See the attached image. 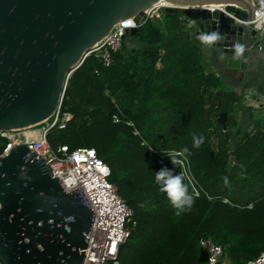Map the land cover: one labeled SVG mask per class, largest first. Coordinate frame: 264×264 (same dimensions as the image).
Instances as JSON below:
<instances>
[{
  "label": "trees",
  "instance_id": "trees-1",
  "mask_svg": "<svg viewBox=\"0 0 264 264\" xmlns=\"http://www.w3.org/2000/svg\"><path fill=\"white\" fill-rule=\"evenodd\" d=\"M184 13L163 8L146 17L107 65L88 53L63 87L59 110L70 118L46 132L50 147L90 146L107 165L132 219L119 264H199L200 238L219 244L229 264L264 250V124L248 106V120L236 124L242 95L204 70ZM222 111L225 128L215 121ZM194 136L204 137L198 148ZM184 148L198 195L177 216L155 176L162 167L179 174L166 153Z\"/></svg>",
  "mask_w": 264,
  "mask_h": 264
},
{
  "label": "water",
  "instance_id": "water-1",
  "mask_svg": "<svg viewBox=\"0 0 264 264\" xmlns=\"http://www.w3.org/2000/svg\"><path fill=\"white\" fill-rule=\"evenodd\" d=\"M155 1L0 0V129L47 119L87 51L120 20L138 21ZM167 1L198 8L194 34H221L212 55L227 67L238 66L233 46L243 44L247 52L255 35L238 20L251 17L260 6L256 0ZM226 117V111L219 112L215 121L225 128ZM50 169L21 142L0 155V264H81L96 214L72 169L58 170V176ZM205 258L199 249L197 260Z\"/></svg>",
  "mask_w": 264,
  "mask_h": 264
},
{
  "label": "built area",
  "instance_id": "built-area-1",
  "mask_svg": "<svg viewBox=\"0 0 264 264\" xmlns=\"http://www.w3.org/2000/svg\"><path fill=\"white\" fill-rule=\"evenodd\" d=\"M164 7H174V4L167 0H156L143 11V15L138 21H134L132 17L120 20V24H114L107 34L87 51V54L92 52L100 58L103 65H107L110 61V51L118 47L126 30L130 27H136L146 17L157 16L159 9ZM217 7L222 9L221 4ZM182 8L198 10L195 7ZM238 21L250 25L255 33L264 30V23H261L264 21V1L253 10L251 17ZM257 23H261L260 28H257ZM186 24L191 26L192 20H187ZM246 97L248 94L245 93L243 95L244 102L251 104L246 100ZM59 103L60 99L53 113L37 124L16 129H0V139L3 142L0 155L5 154L14 143L21 142L26 144L28 149L36 150L44 162L51 167L52 176H58V170L72 169L96 214L91 221L84 247L86 251L81 264H119L118 247L127 237L128 225L130 222L132 223L130 209L109 181V169L97 156L93 147L78 145L69 148L64 143L55 148L49 146L45 137L46 132L53 126L63 127L66 120L71 116L69 112L59 110ZM169 152L181 151L170 150L167 153ZM177 159L181 161L179 174L182 173L185 176L184 182L191 186L194 193H198L186 158L178 156ZM198 244L199 248L204 249L206 253L205 260L199 264H226L225 261L229 264L222 254L219 244L208 238H200ZM244 264H264V250L247 259Z\"/></svg>",
  "mask_w": 264,
  "mask_h": 264
},
{
  "label": "crops",
  "instance_id": "crops-1",
  "mask_svg": "<svg viewBox=\"0 0 264 264\" xmlns=\"http://www.w3.org/2000/svg\"><path fill=\"white\" fill-rule=\"evenodd\" d=\"M264 0H256V3L262 4ZM186 21L191 19L192 14L184 13ZM192 16V17H191ZM257 33V32H256ZM256 33L251 40V47L244 53L245 59L239 60L238 66L232 65L227 67L226 64L220 63L212 55L213 47L201 43V63L204 70L213 72L220 78L221 85L237 91L242 95L240 104L232 113L236 124L244 125L248 120L247 107L250 108L251 118H259V113H264V41L256 38ZM248 94L246 100L251 104H246L243 95ZM258 109H252L254 107ZM259 110L258 113L255 111ZM261 110V111H260ZM264 124V123H263ZM261 124V125H263Z\"/></svg>",
  "mask_w": 264,
  "mask_h": 264
},
{
  "label": "clouds",
  "instance_id": "clouds-1",
  "mask_svg": "<svg viewBox=\"0 0 264 264\" xmlns=\"http://www.w3.org/2000/svg\"><path fill=\"white\" fill-rule=\"evenodd\" d=\"M181 8L182 7H174ZM197 11V10H196ZM261 23H264L262 21ZM261 23H257V28L261 27ZM203 45L211 47L214 43L220 42L222 37L218 32L211 33H201L197 37ZM246 51L245 45L237 43L233 46V61H239L241 59H245L244 53ZM225 57L221 55L219 59L223 60ZM204 142L203 136H194L193 137V146L198 148ZM188 152L187 148H184L181 152H169L166 153L171 158L172 165L176 166L181 163L180 160L177 159L178 156H183ZM185 176L181 174H173V169L162 167L159 171L156 172L155 181L160 186V191L166 193L167 198L173 208L175 209V214L177 216L181 215L182 212L190 211L192 205L195 201V196L198 193H189L188 185L183 183ZM225 182L227 180L225 178Z\"/></svg>",
  "mask_w": 264,
  "mask_h": 264
},
{
  "label": "rangeland",
  "instance_id": "rangeland-1",
  "mask_svg": "<svg viewBox=\"0 0 264 264\" xmlns=\"http://www.w3.org/2000/svg\"><path fill=\"white\" fill-rule=\"evenodd\" d=\"M161 9H163V8H161ZM184 10V12L185 13H189V15H190V13H195V11L196 10H194V9H183ZM256 38H258V39H261V40H263L264 41V30H262V31H257V33H256ZM258 109V107H254V108H252V109ZM261 111V110H260ZM256 113H258L259 112V110H256L255 111ZM258 119H259V122L261 123V124H263L264 123V113H259L258 114ZM2 143V141H1V139H0V144ZM225 263L227 264V262L225 261Z\"/></svg>",
  "mask_w": 264,
  "mask_h": 264
},
{
  "label": "bare ground",
  "instance_id": "bare-ground-1",
  "mask_svg": "<svg viewBox=\"0 0 264 264\" xmlns=\"http://www.w3.org/2000/svg\"><path fill=\"white\" fill-rule=\"evenodd\" d=\"M169 2V1H168ZM169 3H171V2H169ZM209 5V7H215V6H218L219 4H208ZM191 8H194V6L193 7H191ZM196 8V7H195ZM30 133V132H29Z\"/></svg>",
  "mask_w": 264,
  "mask_h": 264
}]
</instances>
